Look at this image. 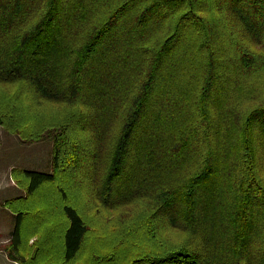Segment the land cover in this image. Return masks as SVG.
<instances>
[{"label": "trees", "instance_id": "1", "mask_svg": "<svg viewBox=\"0 0 264 264\" xmlns=\"http://www.w3.org/2000/svg\"><path fill=\"white\" fill-rule=\"evenodd\" d=\"M0 127L9 261L264 264V0H0Z\"/></svg>", "mask_w": 264, "mask_h": 264}, {"label": "rangeland", "instance_id": "2", "mask_svg": "<svg viewBox=\"0 0 264 264\" xmlns=\"http://www.w3.org/2000/svg\"><path fill=\"white\" fill-rule=\"evenodd\" d=\"M52 141L49 139L36 143H24L16 135L0 127V182H1V225H0V264H17L7 259L4 248L8 246L14 225V214L6 205L24 191L16 185L15 171H52ZM11 186L8 189V186ZM16 194H19L16 196ZM16 197V198H15ZM178 245V244H177Z\"/></svg>", "mask_w": 264, "mask_h": 264}, {"label": "crops", "instance_id": "3", "mask_svg": "<svg viewBox=\"0 0 264 264\" xmlns=\"http://www.w3.org/2000/svg\"><path fill=\"white\" fill-rule=\"evenodd\" d=\"M8 187H9L8 189H10L11 186L9 185ZM18 195L19 194H16V196H18ZM0 210H1V182H0ZM0 220H1V212H0ZM0 225H1V222H0ZM13 229H14V225H13L12 231H13ZM12 231H11V233H12Z\"/></svg>", "mask_w": 264, "mask_h": 264}]
</instances>
